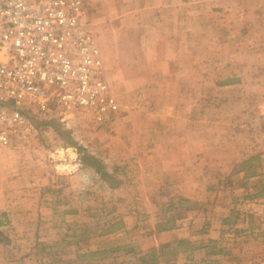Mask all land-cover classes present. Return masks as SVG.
<instances>
[{
    "label": "rangeland",
    "instance_id": "rangeland-1",
    "mask_svg": "<svg viewBox=\"0 0 264 264\" xmlns=\"http://www.w3.org/2000/svg\"><path fill=\"white\" fill-rule=\"evenodd\" d=\"M84 1L89 7L100 47L102 43L108 50V53L102 52L105 72L119 109L109 126L96 125L89 115L83 113L68 114L64 120L35 117L38 167L31 166L25 174L31 176L33 173L35 176L32 170L38 168L36 176L45 183L53 179L56 182L60 178H64L60 179L61 181H67L82 168L81 166H90L88 169L91 174L87 177L89 188H79L72 203L76 204V209L91 206V215L96 214L97 218L109 216L106 217L107 221H104L105 228H111V224H115V209L119 206L116 204L117 199L119 195L124 197L127 193L130 195L142 192L146 196L148 193L155 196L151 201L156 210L154 208L149 214L141 217V229L145 233L144 230L153 228V225H157L159 231L166 228L167 221L172 224L176 216L179 218L184 212L188 213L187 221L190 222L193 214H197L196 218L199 219L195 226L198 229H207L209 226L216 229L221 225L218 217L227 215L232 226L233 223L237 226L238 232L234 237H229L231 239L228 242L223 243L224 248H229L233 257L246 258L248 263L259 260V254H264V247L261 253L259 248L262 244L260 235H264V173H259L260 164L264 159L261 157V153H264V59L256 65L259 68L257 71L216 74L204 72L202 77L205 83L202 88H186L183 87L186 80L182 81L185 73L179 72V65L176 67L177 71L167 73V41H145L144 47L149 49L152 55L132 57V40H117L119 35L115 32L113 0ZM126 27L130 33V28ZM117 48L123 49L127 55L116 56ZM144 52L147 53L146 50ZM137 60L138 64L143 62L145 66L133 72L131 65H137ZM255 62L253 60L252 63ZM148 63L154 68L148 67ZM244 64H248L247 59ZM173 68L175 69L174 66ZM237 80H240L238 86H230ZM179 132H203L206 134L204 136L208 135L206 132H224L225 135L230 132L233 137L250 132L256 139L247 134L244 139H233L242 145L236 146L237 148L245 146L243 149L246 151L240 157L242 161L232 168V171L223 167L224 163H218L220 167L217 165L215 169L205 156L203 160L198 159L197 169L192 168L188 160L187 168L169 170L168 154L179 158L180 147L177 146V153H174L175 147L171 149L174 143L178 145ZM250 141L258 142L259 146H251ZM85 155L92 156V161L102 166L103 172L108 175L97 171L84 161L82 157ZM73 161L80 165L68 166ZM66 162L68 165L61 164ZM233 164L236 165L235 162ZM230 171L228 178L226 176ZM184 173L188 176L187 185L181 184ZM213 173L221 176L219 181L217 177L213 178ZM199 179L203 184L198 186L203 187L201 190L193 184ZM250 179L252 188L249 189L254 193L245 194L246 190L240 188V185ZM103 183L107 188L103 187ZM140 187L143 188L138 190ZM212 187L221 190V202L215 209V219L211 213L212 197L205 195L202 200L195 199L196 194L201 197L200 192L211 193ZM237 189L240 190L236 192ZM83 193L89 195L86 201L79 197V194ZM185 194H188V197ZM100 197H106L108 200L107 206H104L105 209L101 212L97 207ZM1 208L2 205L0 210ZM3 214H0V230L16 238L18 234L15 230L10 231L12 227L4 230L9 224V218L3 217ZM167 216L174 217L168 220L171 217ZM55 220L47 218L44 230L49 229L48 232H51V229L63 228L64 225H61L59 219L57 222L60 225ZM98 221L93 219L90 222L95 225ZM44 235L47 236L46 243L57 241V238L64 244L76 240L67 239L71 236L65 231L59 237L53 236V233ZM91 237H95V232ZM87 238L89 239V236ZM126 238L123 237L126 242L133 241L129 237ZM143 245L141 243V246ZM208 250L211 251V257L219 247L212 245ZM143 252L141 250L139 253L145 262L157 260L159 257L167 259V247L158 252L151 250L146 255ZM220 252L226 255L227 250ZM131 257L133 255L129 251L120 254L111 250L98 251L81 257L78 264H126ZM66 259H69V253L57 250L53 256H48L43 264H67Z\"/></svg>",
    "mask_w": 264,
    "mask_h": 264
},
{
    "label": "crops",
    "instance_id": "crops-1",
    "mask_svg": "<svg viewBox=\"0 0 264 264\" xmlns=\"http://www.w3.org/2000/svg\"><path fill=\"white\" fill-rule=\"evenodd\" d=\"M113 7L116 16L115 32L119 35L117 40L120 42L132 40L133 49L130 55L151 56L150 50L145 49L143 42L167 41V73L177 71L176 67L179 65V72L185 73L182 81L186 80V83L183 87L202 88L205 83L202 77L204 72L216 74L257 71L259 68L256 65L264 59V0H113ZM125 26L130 28L131 35ZM101 49L104 54L108 53L102 43ZM124 55L127 54L123 49L117 48L116 56ZM246 59L248 64H244ZM253 60L256 62L252 63ZM135 63L137 65H131L133 72L145 66L143 62L138 64V60ZM147 66L151 65L148 63ZM173 66L175 69H172ZM239 81L230 86H238ZM206 133L207 136H204L206 134L203 132H179L178 145L174 143L171 146V149L175 147L174 150L177 146L180 147L179 158L168 154L167 169H185L188 160L191 167L197 169L198 159L208 157L215 169L218 163H224L222 166L232 171V168L242 161L240 157L246 151L243 149L245 146L237 148L236 146H240L241 143L233 139L239 137L244 139L246 134L256 139L250 132L234 137L230 132H227V135L224 132ZM250 142L251 146H259L258 142ZM36 150L35 140L26 148L0 147V205H2L0 214L4 213L9 218L8 226H3L4 230L12 227L10 231L15 230L18 234L14 238L4 231L7 240L0 241V264H43L46 263L48 256H53L57 250L69 253V259L65 260L67 264H78L81 257L91 252L109 250L119 254L124 251L131 252L133 257L127 260L126 264H264V254L261 253L264 247L263 234L260 235L262 244L259 245L261 258L260 261L257 260L258 263L257 261L248 263L246 258L233 257V252L229 248H224L223 243L228 242L231 239L229 237H234L238 232L237 226L234 223L232 226L227 215L218 217L221 225L216 229L211 226L207 229H198L195 226L199 219L196 218L197 214H193L190 222L187 221L188 213L184 212L179 218L176 216L172 224L167 221V227L160 231L157 230V225H153V228L144 230L146 233L143 232L141 217L155 208L151 201L155 196H151L150 193L147 196L142 192L130 195L127 193L124 197L119 195L116 202L119 206L115 209L117 211L115 224H111V228H105L104 221L106 222V217L109 216L97 218L96 214L91 215V206L76 209V204L72 203L79 188H89L87 177L91 174V170L88 169L90 166H81L82 168L67 181H61L60 179L64 178H60L56 182L53 179L46 184L36 176L38 168L30 169L34 171L35 176L33 173L31 176L25 174L31 166L38 167ZM71 150L73 152V149ZM174 153H177V150ZM261 157L264 158V153H261ZM61 164L68 165L67 162ZM71 165L78 167L80 164L73 161L68 166ZM231 171L226 177L229 178ZM259 173H264V159L260 164ZM216 177L218 181L221 178L220 175L214 174L213 178ZM251 183V179L249 182L241 183L240 188L246 190L245 194L254 193L249 189ZM181 184H188L187 173H184ZM193 184L197 187L203 185L201 179ZM102 185L107 188L105 183ZM141 188L143 187L138 190ZM202 188L198 187V190ZM220 193L221 190L212 187L211 193L200 192L201 197L196 194L195 198L202 200L205 195L212 197L211 213L214 219L215 209L221 202ZM187 195L185 194L186 197ZM88 196L86 193L79 194L85 201ZM107 204V198L100 197L97 206L99 212L103 211ZM47 218H55V222L60 225L57 222L59 219L61 225H64L63 228L51 229V232H48L49 229L44 230ZM93 219L99 221L93 225L90 222ZM64 231L71 236L67 239L76 240L64 244L57 238V241L47 242L51 243L50 245L46 243L45 233H53V236L59 237ZM93 232L94 238L91 237ZM124 236L133 241H124ZM141 243L144 245L141 246ZM212 245L218 246L219 250L210 257L211 251L208 249ZM165 247L167 259L159 257L157 260L145 262L139 253L142 250L146 255L151 250L158 252ZM226 250V255L220 252Z\"/></svg>",
    "mask_w": 264,
    "mask_h": 264
},
{
    "label": "built area",
    "instance_id": "built-area-1",
    "mask_svg": "<svg viewBox=\"0 0 264 264\" xmlns=\"http://www.w3.org/2000/svg\"><path fill=\"white\" fill-rule=\"evenodd\" d=\"M118 109L84 0H0V147L30 146L35 117L109 126Z\"/></svg>",
    "mask_w": 264,
    "mask_h": 264
},
{
    "label": "trees",
    "instance_id": "trees-1",
    "mask_svg": "<svg viewBox=\"0 0 264 264\" xmlns=\"http://www.w3.org/2000/svg\"><path fill=\"white\" fill-rule=\"evenodd\" d=\"M82 158L84 161L88 162L89 165L93 166V168L97 169V171L102 172L106 176L108 175L107 173L103 172L102 166L97 165L96 162L92 161V160H94L92 156L85 155ZM3 217H7L6 214H3ZM6 222H7V220H6ZM1 225H2V222L0 221V227H1ZM6 240H7L6 234H4L2 230H0V241H6Z\"/></svg>",
    "mask_w": 264,
    "mask_h": 264
}]
</instances>
